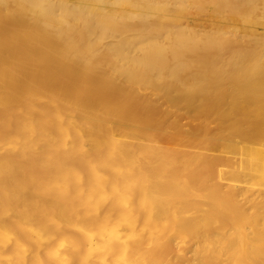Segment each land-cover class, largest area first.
<instances>
[{"label":"bare ground","instance_id":"6f19581e","mask_svg":"<svg viewBox=\"0 0 264 264\" xmlns=\"http://www.w3.org/2000/svg\"><path fill=\"white\" fill-rule=\"evenodd\" d=\"M0 264H264V0H0Z\"/></svg>","mask_w":264,"mask_h":264}]
</instances>
